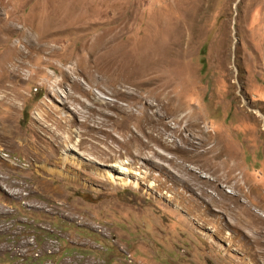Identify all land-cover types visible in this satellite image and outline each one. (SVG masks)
I'll return each instance as SVG.
<instances>
[{
  "label": "rangeland",
  "instance_id": "obj_1",
  "mask_svg": "<svg viewBox=\"0 0 264 264\" xmlns=\"http://www.w3.org/2000/svg\"><path fill=\"white\" fill-rule=\"evenodd\" d=\"M0 8V264H264V0Z\"/></svg>",
  "mask_w": 264,
  "mask_h": 264
},
{
  "label": "bare ground",
  "instance_id": "obj_2",
  "mask_svg": "<svg viewBox=\"0 0 264 264\" xmlns=\"http://www.w3.org/2000/svg\"><path fill=\"white\" fill-rule=\"evenodd\" d=\"M6 9V8H5ZM11 17H7L5 16V14L3 13V9L0 8V30L3 31L5 37L7 39H5V41H9V37L11 35V33L13 32L14 28H8L7 26H12V25H8V19H10ZM23 39L22 41L20 42L19 44V50H16L17 51V55H18V58L17 59H13V60H10V55L9 53L7 52V55L5 57V59L3 61H1V64H0V68H1V71L2 73L4 74V76L2 78H0V81H6L7 79L9 80L10 78H12V76L16 73V72H20V70L22 68L25 67L26 65V60L29 59V57L31 56L32 52H38L39 50H41L42 48H46L45 47V44H42L41 43V40H43V38H41L40 40H35L33 38V36L28 32V31H25V33L23 34ZM39 38V37H38ZM113 39V38H112ZM115 40H111V44L114 42ZM41 43V44H40ZM24 44V45H22ZM14 48H16V46H14ZM48 49V48H47ZM42 51V50H41ZM53 52V50L51 51ZM15 53V52H14ZM51 55V53H50ZM98 69V68H97ZM16 76V75H15ZM17 77V76H16ZM119 82V85H122L124 87H127V85H129V83L127 81H124L122 80L121 78H119L118 80ZM123 94V93H122ZM129 94V93H128ZM127 96V95H126ZM137 96V95H136ZM167 97V96H166ZM148 104V103H147ZM167 104L169 103H166L163 104V106H167ZM159 105H162V104H159ZM169 106H171V103L169 104ZM181 106V105H180ZM147 109H151V107H148ZM159 109V108H158ZM174 109H171L170 111H172ZM180 111V109H175L173 112H170L168 114V116H166V118H155L156 117V114H150V115H146L144 118H143V122H144V127L142 128V132L146 133L149 137V140L150 142H159V143H162L161 142V138L163 136V133L158 129V127H168V122H166V119H168V117L170 118V115L171 114H176ZM162 114V113H161ZM165 116V115H164ZM189 127H195L196 124L195 123H189L188 124ZM148 130H150V132H148ZM152 132H157L158 135H154V133ZM71 140V139H70ZM201 140V139H200ZM209 141V140H208ZM206 141L203 140L201 141V144H198L199 147H201L203 144H205ZM64 142L62 141L59 145V148H61L63 146ZM203 151V150H202ZM187 156L189 158H194L195 156H192V154L190 153V151L188 152ZM198 156V154H197ZM193 171V170H192ZM190 169L188 170V172L190 174H193V175H196L194 172H192ZM188 173V174H189ZM189 176V175H188ZM196 177V176H195ZM197 178V177H196ZM200 178V177H199ZM173 179V178H172ZM187 180V179H186ZM199 181V180H198ZM208 181H206L204 183V185L207 184ZM216 182V181H215ZM214 182V184H215ZM186 184V183H185ZM183 184V185H185ZM209 184H210V181H209ZM212 184V183H211ZM216 186V185H214ZM211 187V186H210ZM218 187V186H217ZM189 188V187H188ZM219 190V189H217ZM205 191L201 190V194H204ZM225 193V192H224ZM221 194V193H220ZM226 194V193H225ZM209 195V194H208ZM211 196V195H210ZM223 196V195H222ZM232 196V195H231ZM215 197V196H213ZM211 200H214L215 198H213ZM228 198V197H227ZM236 198V197H235ZM231 201L232 202H238L234 199L231 198ZM230 201V202H231ZM214 203V202H213ZM217 203V202H216ZM240 203V202H239ZM246 203V202H245ZM220 204V203H218ZM222 205V204H221ZM237 205V204H236ZM240 208L241 210V213L250 221V223H259L261 224L263 227H264V219H259V217L257 215L254 214V212L252 211V208H251V205H248L247 204H241L239 206H237ZM232 208V207H231ZM240 213V214H241ZM239 214V216H240ZM235 218V217H234ZM237 219V218H236ZM242 224V223H241ZM256 236V235H255ZM260 236V235H259ZM262 238V237H261ZM257 242V241H255ZM254 243V242H253ZM256 245V244H255Z\"/></svg>",
  "mask_w": 264,
  "mask_h": 264
}]
</instances>
